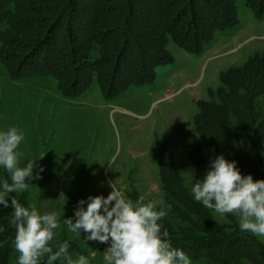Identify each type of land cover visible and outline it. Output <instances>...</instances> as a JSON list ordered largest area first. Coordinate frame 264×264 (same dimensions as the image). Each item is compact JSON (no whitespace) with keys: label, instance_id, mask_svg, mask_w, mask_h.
Returning a JSON list of instances; mask_svg holds the SVG:
<instances>
[{"label":"rangeland","instance_id":"1","mask_svg":"<svg viewBox=\"0 0 264 264\" xmlns=\"http://www.w3.org/2000/svg\"><path fill=\"white\" fill-rule=\"evenodd\" d=\"M236 5L238 22L217 30L200 52L180 46L168 35L167 52L174 60L158 65L152 80L131 84L113 96H108L95 79L83 91L75 92L77 85H71L69 91L55 75L16 78L0 59V131L11 126L21 130L20 166L35 161L29 188L10 193L11 200L15 196L25 207L35 204L41 214H58L60 226L50 241L53 251L67 241V255L73 261L84 255L88 264H106L104 257L111 240H88L89 233H74L64 221L75 223L79 201L84 200L86 208L89 196L106 197L112 191L110 182L122 187L134 202L163 201L157 210L167 209L157 159L160 147L173 157L176 170L190 189L199 180L188 155L195 141L202 144L206 156L205 173L209 170L210 162L219 155L199 137L195 116L200 103L215 94L222 72L264 52V17L256 16L248 0H236ZM4 28L1 26L0 31ZM258 99H264V93ZM257 110L261 112L259 119H264V100ZM231 123L246 153L256 159L255 168H246L245 176L264 179V139L254 145L243 121L232 116ZM5 180L11 183L10 173L0 166V190ZM210 210L218 222L238 225L235 215L228 214L221 222ZM13 214L12 207L0 217L1 244H7L10 234L16 233L10 224ZM165 218L180 224L181 218L172 206ZM248 234L264 246V238ZM18 256L13 246L8 264H18ZM189 257L192 264H208L205 256ZM43 260L48 264L47 255ZM53 264L68 261L61 257Z\"/></svg>","mask_w":264,"mask_h":264},{"label":"trees","instance_id":"2","mask_svg":"<svg viewBox=\"0 0 264 264\" xmlns=\"http://www.w3.org/2000/svg\"><path fill=\"white\" fill-rule=\"evenodd\" d=\"M248 1L263 18L264 0ZM237 11L236 0H0V28L5 26L0 31V59L16 78L55 75L69 91L77 85L75 92L95 79L113 96L131 84L152 80L158 65L174 60L167 52L168 35L200 52L217 30L238 22ZM263 93L264 52H257L221 73L215 94L200 103L195 116L200 139L235 161L242 175L246 168H255L256 159L246 153L232 116L245 123L251 143L259 145L264 119H259L257 105ZM188 155L195 177L202 180V144L195 141ZM172 158L162 147L157 149L165 200L181 218L179 226L165 217L159 221L172 246L188 256H205L208 264H264V246L241 232L236 222H218L197 202ZM6 199L9 204L0 209L1 218L12 209L10 193ZM10 236L7 244L0 243V264H8L15 240Z\"/></svg>","mask_w":264,"mask_h":264},{"label":"clouds","instance_id":"3","mask_svg":"<svg viewBox=\"0 0 264 264\" xmlns=\"http://www.w3.org/2000/svg\"><path fill=\"white\" fill-rule=\"evenodd\" d=\"M23 140L24 133L16 126L0 131V166L11 176V183L5 180L0 190V204L5 208L9 204L7 195L27 190L33 177L35 161L20 166L22 153L18 147ZM109 186L112 191L106 197L89 196L86 208L83 207L85 201H79L75 223L71 219L64 221L70 231L83 230L89 233L88 240L101 243L111 240L104 257L106 264H192L183 250L172 246L168 231H161L159 221L167 215L170 205L157 210L163 201L134 202L122 187L113 182ZM191 193L205 208L214 210L221 222L228 214H233L238 218L241 232L264 238V179L254 180L251 174L242 175L235 161L217 156L210 162L203 179L193 184ZM11 205L14 214L10 224L16 229L14 248L19 253L18 264H39L45 255L48 264L61 257L67 258L68 264H88L84 255H79L75 261L68 257L67 241L53 251L50 241L54 230L60 226L56 212L41 214L35 204L25 207L15 196Z\"/></svg>","mask_w":264,"mask_h":264}]
</instances>
